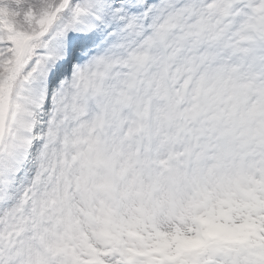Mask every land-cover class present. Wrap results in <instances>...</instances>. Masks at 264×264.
<instances>
[{"label": "snow or ice", "instance_id": "1", "mask_svg": "<svg viewBox=\"0 0 264 264\" xmlns=\"http://www.w3.org/2000/svg\"><path fill=\"white\" fill-rule=\"evenodd\" d=\"M0 264H264V0H0Z\"/></svg>", "mask_w": 264, "mask_h": 264}]
</instances>
